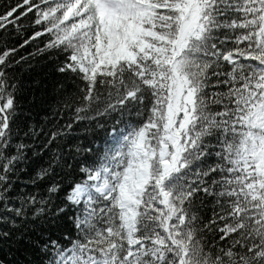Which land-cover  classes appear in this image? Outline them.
Wrapping results in <instances>:
<instances>
[{"label": "snow or ice", "instance_id": "6c2138e0", "mask_svg": "<svg viewBox=\"0 0 264 264\" xmlns=\"http://www.w3.org/2000/svg\"><path fill=\"white\" fill-rule=\"evenodd\" d=\"M0 264H264V0H0Z\"/></svg>", "mask_w": 264, "mask_h": 264}]
</instances>
